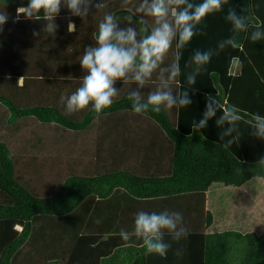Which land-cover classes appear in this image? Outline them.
<instances>
[{
	"label": "trees",
	"instance_id": "1",
	"mask_svg": "<svg viewBox=\"0 0 264 264\" xmlns=\"http://www.w3.org/2000/svg\"><path fill=\"white\" fill-rule=\"evenodd\" d=\"M28 2L0 0L9 14L0 32V264H264V140L252 135L247 120L254 113L244 109L246 95L264 101V41L249 39L256 25L264 29V0H228L203 21L208 42L196 35L181 50L180 92L189 87L194 51L215 49L232 35L228 8L244 15L248 8L249 31L238 36L245 50L214 55L189 91V106L135 115L122 89L99 118L87 110L69 116L59 100L80 86L79 58L95 46L104 11L128 14L121 0H106L100 11L93 6L86 18L61 8L55 35L43 20L13 22ZM235 55L242 71L233 74ZM209 96L243 116L241 137L227 148L216 125L220 113L205 129L192 128ZM140 210L180 212L187 237L176 242L166 233V257L146 255L142 241L119 236L132 230Z\"/></svg>",
	"mask_w": 264,
	"mask_h": 264
},
{
	"label": "clouds",
	"instance_id": "2",
	"mask_svg": "<svg viewBox=\"0 0 264 264\" xmlns=\"http://www.w3.org/2000/svg\"><path fill=\"white\" fill-rule=\"evenodd\" d=\"M227 3L228 0H121L119 6L127 10V15L120 17L112 11H104L93 37L95 46L87 47L79 58L85 72L80 78V86L71 94L60 97L59 104L65 114L71 116L87 110L99 118L107 114L122 89L135 115L146 116L149 112H170L174 108L189 106V91L212 57L228 47H241L238 36L241 32L249 31L252 17L248 8V15H244L238 13L234 6L229 7L225 19L232 26V35L219 41L215 49L194 51L186 64L190 68L185 74L189 87L182 92L177 91L176 85L181 75V50L194 36L203 34L205 18L224 11ZM93 6L98 11L109 7L106 0L96 3L94 0H29L27 6L16 9L13 22H19L21 16L26 20H43L46 22L44 31L55 35L58 27L55 20L61 8H67L72 16L86 18ZM8 20L9 14L0 11V32ZM124 21L129 26L121 27ZM133 23L137 27H132ZM75 28V23L69 19L68 32L75 31ZM33 35L39 33L34 32ZM249 39L254 43L264 41V29L256 25ZM173 52V58L169 60ZM117 81H122L124 87H115ZM153 82L154 89L146 94L141 91ZM132 84L136 88H130ZM218 113L216 125L222 129L220 139L226 140L223 146L227 148L241 137L239 122L243 116L235 105L209 96L202 118L194 122L192 128L197 131L205 129L209 120ZM55 123L53 120L52 124ZM247 124L253 129V136L264 140V116L251 114ZM260 163L264 164V159ZM166 233L176 242L187 237L188 228L180 212L140 210L135 214L132 230L121 229L119 236L125 242L133 237L142 241L146 255L166 257L171 248V244L165 240ZM176 254L182 253L177 250Z\"/></svg>",
	"mask_w": 264,
	"mask_h": 264
},
{
	"label": "crops",
	"instance_id": "3",
	"mask_svg": "<svg viewBox=\"0 0 264 264\" xmlns=\"http://www.w3.org/2000/svg\"><path fill=\"white\" fill-rule=\"evenodd\" d=\"M215 30H212L211 33H213V36L216 35ZM211 34H208L206 31H203V34H199L198 36L202 39L203 41H207L208 42V37H210ZM213 41L217 42V40H210V43H212ZM214 43V42H213ZM240 49L242 51L245 50V46L243 45V47L241 46ZM251 56V55H249ZM232 60H231V64L229 66V72L230 73H240L242 71V60L240 57H238V55L232 56ZM251 97H248V101L246 106H244V109L252 112V113H259V112H264V101H256L255 98L250 99ZM227 127V126H226Z\"/></svg>",
	"mask_w": 264,
	"mask_h": 264
},
{
	"label": "rangeland",
	"instance_id": "4",
	"mask_svg": "<svg viewBox=\"0 0 264 264\" xmlns=\"http://www.w3.org/2000/svg\"><path fill=\"white\" fill-rule=\"evenodd\" d=\"M121 27H125V26H129L128 24H127V22L126 21H124V22H122L121 23V25H120ZM132 27H135V26H133V25H131Z\"/></svg>",
	"mask_w": 264,
	"mask_h": 264
},
{
	"label": "bare ground",
	"instance_id": "5",
	"mask_svg": "<svg viewBox=\"0 0 264 264\" xmlns=\"http://www.w3.org/2000/svg\"><path fill=\"white\" fill-rule=\"evenodd\" d=\"M229 86H230V85H229ZM244 96H245V94H244ZM245 97L248 99L249 96L246 95Z\"/></svg>",
	"mask_w": 264,
	"mask_h": 264
}]
</instances>
